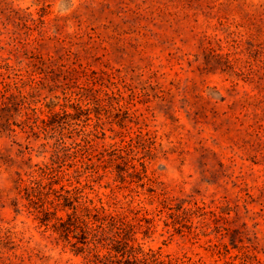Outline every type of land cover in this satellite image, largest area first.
Masks as SVG:
<instances>
[{"label":"rangeland","instance_id":"1","mask_svg":"<svg viewBox=\"0 0 264 264\" xmlns=\"http://www.w3.org/2000/svg\"><path fill=\"white\" fill-rule=\"evenodd\" d=\"M37 41L44 59L63 56L66 66L110 76L40 71L31 66ZM4 63L14 68L6 81L22 87L40 119L92 109L82 97L104 102L50 139L31 130L41 126L34 116L23 124L22 113L10 112L14 133H0V264H88L38 226L15 181L48 162L62 137L69 144L95 129L98 149L132 138V166L144 173L133 168L124 184L89 178L94 167L81 158L69 172L88 179L87 199L111 196L153 218L149 232L144 224L134 231L145 251L184 264H264V0H0ZM162 198L230 208L227 226L243 233L242 243L232 248L209 229L171 236L166 217L154 218Z\"/></svg>","mask_w":264,"mask_h":264},{"label":"trees","instance_id":"2","mask_svg":"<svg viewBox=\"0 0 264 264\" xmlns=\"http://www.w3.org/2000/svg\"><path fill=\"white\" fill-rule=\"evenodd\" d=\"M41 46L42 43L37 41L31 60V66L40 71L50 73L59 70L70 76L80 73L83 76L92 77L94 80H98L103 75L110 76L106 72L98 73L90 70L88 65L79 64L76 66L75 62L66 66L63 56L48 55L44 59L37 55V49ZM69 58L70 55L67 59ZM13 70L14 68L7 63L0 65L1 134L14 133L13 124L10 122L12 118L10 112L14 111L12 109H17L18 113H22L23 124L28 122L30 116H34V123L39 120L41 126L34 124L31 130L42 129L50 139L58 130L62 132L71 127L70 121L77 122L82 117L85 118L83 122L89 121L92 109L100 108L104 102V99L98 96H93L91 99L87 96L82 97L79 101H86V105H92V109L78 107L75 114L64 112L62 118L58 117V113L49 112L50 114L45 119H40L41 111L38 114L35 108H31L32 102L28 100V95L23 93L22 87L18 84L11 86L6 81V78H9L8 74ZM104 96L107 94L104 93ZM2 113H6L8 116H3ZM58 118L59 120H56ZM76 133L79 136L78 141L75 140L67 144L63 137L59 139L52 148L49 161L42 165H34L35 169L27 174L26 180L17 173L16 190L20 200L25 201L22 207L26 212L33 216L39 227L50 230L57 236L56 240L67 244L74 255H84L88 264H184L179 259L162 255L160 251L150 249L145 251L142 245L137 242L135 229L144 224L149 232L154 227L153 218L141 215L140 210L133 209L129 204L125 205L116 201L111 196H107L111 200L108 202H103L99 197L97 202L87 199L83 195V190L88 179H85V184H82V175L79 174V171L74 174L69 172V169L76 165L78 158H81L83 164L85 163L83 159H87L94 167L92 169L94 172L89 171L87 177L94 176L99 179L113 175L112 181L115 184L131 183L128 180L132 179L133 168L134 175L144 173L132 166V138L128 141H121L118 146L110 145L108 148L98 149L94 146V139H97L98 133H100L96 129L89 133L83 131ZM102 135L104 136V134ZM148 135L149 132L140 133L138 137L143 138ZM66 162H69L67 169H63ZM139 165L142 166V164ZM85 166L87 167L88 163H85ZM100 169L103 171L102 174L99 173ZM63 183H66L69 189H66ZM115 187L120 188L118 185ZM184 203L183 200L162 198L159 207L155 210L154 218L166 217L164 225L171 229V236L180 235L185 231L194 233L199 229H209L210 233L217 238L221 240L227 238L232 248H238V244L242 243L241 235L243 233L227 226L230 223L229 215L232 211L230 208L219 211L206 210L197 204L185 207ZM62 211L65 212V219L57 216V213ZM194 219L197 220L195 223ZM243 256L247 258L248 254H243Z\"/></svg>","mask_w":264,"mask_h":264}]
</instances>
